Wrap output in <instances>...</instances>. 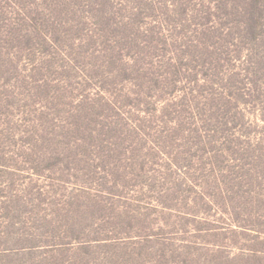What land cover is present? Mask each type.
Masks as SVG:
<instances>
[{"label": "rangeland", "instance_id": "rangeland-1", "mask_svg": "<svg viewBox=\"0 0 264 264\" xmlns=\"http://www.w3.org/2000/svg\"><path fill=\"white\" fill-rule=\"evenodd\" d=\"M141 1L113 0L82 40L76 19L51 28L59 48L32 54L0 24V237L39 214L35 264H264L240 258L264 252V36L216 11L201 24L203 0ZM106 30L111 64L87 57L86 33Z\"/></svg>", "mask_w": 264, "mask_h": 264}, {"label": "trees", "instance_id": "trees-1", "mask_svg": "<svg viewBox=\"0 0 264 264\" xmlns=\"http://www.w3.org/2000/svg\"><path fill=\"white\" fill-rule=\"evenodd\" d=\"M49 4L48 10L49 13L46 11H36L34 5L38 3V0H0V24H4V28H13L14 32H10L8 34L9 38L14 40L13 42L5 43L7 50L10 49L9 46L17 47L19 51H27V53L32 54L35 51H38V48H45L48 49L49 47L51 50L54 47H58V42L60 39H56L53 36V39L48 36V31L52 29H56V32L59 28H63L65 31H69L65 26L67 22H72V25L75 23V19L79 21L83 26H79L75 23L71 28L72 30V38L73 33L76 32L80 34L81 40L84 39L83 32L85 29L88 28L87 22H85L86 18L92 17L93 19L97 18L99 22H93V24L102 23L106 26H110L113 21L111 16L108 13V9L110 6L113 5V0H93L89 3H92L95 10L99 11L95 17L92 15L88 16H79L76 10V5L79 2L83 3L87 0H42ZM141 1V0H138ZM144 1V0H143ZM194 1L198 2V0H158V3L155 1L151 2L152 8H157L159 5L164 6L165 4H169V2H174V5L183 8L184 12L185 9H189V4L193 3ZM168 2V3H167ZM208 2L209 5L206 3ZM8 3H14L22 7L23 13L19 15V18L15 19V22H11L13 20L12 17H8L10 13H13L12 10L9 9L8 5H4ZM80 3V4H81ZM141 3H143L141 1ZM200 3H194V6H198L199 8H194V10H198L200 13L202 9H204L203 23L205 26L208 24L209 21H212L213 16L215 15V11L220 12L222 16L229 17L232 21V24H235L236 27L240 28L243 24H246L247 35L255 41H259L264 36V0H203V6L200 8ZM169 6V5H167ZM163 8V7H162ZM214 11V14L212 13ZM1 15L3 17H1ZM53 22L48 23L50 20ZM70 19L71 21H69ZM4 20V21H3ZM57 22H56V21ZM63 21V23L61 22ZM67 20V21H65ZM61 22V23H59ZM74 22V23H73ZM58 23V24H57ZM117 25L118 23L115 22ZM1 28H3L0 25ZM86 27V28H85ZM48 29V30H47ZM45 30L47 33H45ZM102 31L100 33L96 32H88L86 35L90 37L93 47L88 48L87 57L89 58L97 56L98 53H101L104 58L103 60H110L109 64L115 63L112 51L114 50L113 44V37H109V32ZM206 31L209 34V37L214 36L215 31L212 30V26L208 27ZM7 33V31H6ZM68 33V32H67ZM70 34V33H69ZM90 34V35H89ZM58 36V35H55ZM79 35H77L78 37ZM59 37V36H58ZM69 36H66L67 39ZM7 42V41H5ZM55 45V46H53ZM5 45L3 48H6ZM59 48V47H58ZM92 48V49H91ZM91 49V50H90ZM90 50V51H89ZM4 51V50H3ZM9 52V51H8ZM47 54H50V50ZM90 58V59H91ZM24 203V201H23ZM24 218H29V220L33 223L35 222V230L30 233H26L27 231H23L22 233L19 230L8 232V237L10 241H3L0 237V264H35L34 259L38 256H35L40 248L48 245L46 242L47 237H45L47 232L39 233L40 228L44 226V223L49 221H53V219H49L47 215H35L31 217H26L25 215H11L10 217V224L15 226L18 223L23 222ZM25 221L23 222V228L25 225ZM51 223V222H49ZM73 238V237H72ZM76 240V238H75ZM65 243H70L65 242ZM5 244L6 246H3ZM55 244V243H54ZM62 244L63 243H58ZM57 247L59 245H56ZM55 247V248H57ZM245 252V251H243ZM246 253V252H245ZM247 256H241V259L251 260L253 258H257V260H262L264 258V252L258 251H248ZM246 255V254H244ZM229 258V257H226ZM261 262V261H260ZM227 260L222 262H217L215 264H226ZM259 263V262H257ZM41 264V262H39Z\"/></svg>", "mask_w": 264, "mask_h": 264}]
</instances>
